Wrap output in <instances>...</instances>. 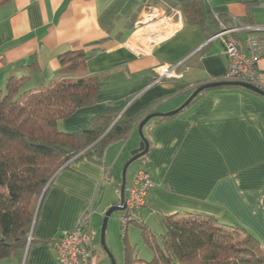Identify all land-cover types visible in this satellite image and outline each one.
Masks as SVG:
<instances>
[{"label":"crops","instance_id":"1","mask_svg":"<svg viewBox=\"0 0 264 264\" xmlns=\"http://www.w3.org/2000/svg\"><path fill=\"white\" fill-rule=\"evenodd\" d=\"M182 1L0 0V88L10 76L21 79L22 90L62 77L103 79L107 86L94 104L59 120L68 132L85 129L106 109L119 116L174 110L199 85L223 80L228 68L223 43L187 19ZM205 2L218 30L241 25L235 37L246 52L248 37L264 38V0ZM76 50L88 52L86 64L62 72L61 55ZM162 66L173 68V76L161 77ZM257 72L264 88V52ZM137 131L138 125L111 142L102 162L74 157L55 172L36 210L33 240L20 262L7 264H59L52 240L86 211L92 239L120 200L123 168L141 142ZM143 131L148 152L126 172V196L141 167L156 183L142 222L161 228L164 216L201 212L244 224L264 245V96L237 86L205 89L177 114L149 120Z\"/></svg>","mask_w":264,"mask_h":264},{"label":"trees","instance_id":"2","mask_svg":"<svg viewBox=\"0 0 264 264\" xmlns=\"http://www.w3.org/2000/svg\"><path fill=\"white\" fill-rule=\"evenodd\" d=\"M182 4L187 19L198 23L208 37L217 32L216 18L205 0H183ZM87 59L85 50L61 55L62 72L76 71ZM20 81L10 76L0 88L2 262H20L23 258L27 244L33 240L30 232L38 201L55 172L74 157L102 162L106 147L127 138L146 116H119L116 110L106 109L94 115L85 129L64 131L58 126L59 120L94 104L106 82L98 77H62L35 89L22 90ZM130 222L146 225L144 239L152 247L154 257L151 261L143 260L133 247L125 244L123 264H264L263 243L240 222H222L201 212L164 216L160 240L149 225Z\"/></svg>","mask_w":264,"mask_h":264},{"label":"built area","instance_id":"3","mask_svg":"<svg viewBox=\"0 0 264 264\" xmlns=\"http://www.w3.org/2000/svg\"><path fill=\"white\" fill-rule=\"evenodd\" d=\"M241 29L240 24L223 25L212 37L220 40L225 48L228 68L223 80L259 85L257 61L264 52V38L248 37L246 40L248 52H246L243 42L235 37ZM173 74L174 69L170 66H162L159 70L161 77H171ZM155 184L147 167L137 170L132 185L128 188L125 209L120 212L118 218L124 227L132 220L143 221L140 212ZM91 213V211L84 212L73 229L64 230L52 240L59 264H95L91 239Z\"/></svg>","mask_w":264,"mask_h":264},{"label":"rangeland","instance_id":"4","mask_svg":"<svg viewBox=\"0 0 264 264\" xmlns=\"http://www.w3.org/2000/svg\"><path fill=\"white\" fill-rule=\"evenodd\" d=\"M189 96L183 98V100L180 102V105H182L189 98ZM165 107L166 106L163 105L160 106L161 109H165ZM168 111L161 112L164 113ZM137 133L141 137L139 131H137ZM137 162L138 161H134L131 165V168L136 166ZM118 213L119 211L113 213L112 217L108 220L107 227L105 230V245L108 251L111 253L112 258L108 256V252L102 244V228L104 219H102L98 223L96 229H93L92 244L94 246V260L96 261V263L114 264V262H116V264H123V250L125 244L133 247L135 254L139 258L146 261H151L154 257V251L144 239V227H146V225L130 222L126 230L121 222L117 220L115 221L114 219ZM150 225L152 227V232L155 231V233L157 234L155 235L159 239L158 234L161 233V228H158L157 225L153 228V225ZM0 264H6V262L0 261Z\"/></svg>","mask_w":264,"mask_h":264},{"label":"water","instance_id":"5","mask_svg":"<svg viewBox=\"0 0 264 264\" xmlns=\"http://www.w3.org/2000/svg\"><path fill=\"white\" fill-rule=\"evenodd\" d=\"M222 86H238V87H242V88H246L248 90H251L255 93H258L262 96H264V88H262L259 85H255V84H251L248 82H243V81H235V80H216V81H212V82H207L204 84L199 85L194 91L193 93L189 96V98L178 108L168 111V112H151L149 114H147L142 121L140 122V124L138 125V131L141 135V142L138 148H136L135 150H133L132 152V157L127 161V163L125 164L123 171H122V184H121V196H120V200L118 203L112 205L105 213L104 216V223H103V228H102V244L104 246V248L106 249V251L108 252V256L112 258L111 253L108 251L106 245H105V230L107 227V223L109 218L111 217V215L116 212V211H122L125 209V204H126V172L128 167L130 166V164H132L134 161L138 160L139 158H141L142 156H144L149 149V142L147 137L144 134V126L147 124V122L149 120H151L154 117L157 116H161V117H167V116H171L174 114H177L178 112H180L182 109H184L187 105H189L191 103V101L199 94L201 93L203 90L205 89H209V88H215V87H222ZM47 188V187H46ZM45 188V190H46ZM42 193L39 202H38V206L37 209L39 207V204L43 198V195L45 193ZM114 264H116V262H114Z\"/></svg>","mask_w":264,"mask_h":264}]
</instances>
